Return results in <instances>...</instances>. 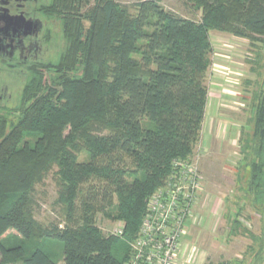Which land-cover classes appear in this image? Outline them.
Segmentation results:
<instances>
[{
    "label": "trees",
    "instance_id": "obj_1",
    "mask_svg": "<svg viewBox=\"0 0 264 264\" xmlns=\"http://www.w3.org/2000/svg\"><path fill=\"white\" fill-rule=\"evenodd\" d=\"M182 1L201 12L199 21L157 0L137 2L134 14L119 0H97L84 14L91 0H57L61 12L53 16L64 15H56L64 43L59 59L42 67L0 64V74L24 80L16 103L0 100V264L127 262L150 197L175 160L196 154L209 97L211 32L248 40L261 67L264 0ZM250 106L239 140L249 170L240 199L262 219L263 232L241 225L239 208L229 234L250 236L252 264H262L264 78ZM51 172L63 224L45 226L35 216V189ZM100 213L124 223V236L106 235L97 225ZM11 231L20 242L9 243Z\"/></svg>",
    "mask_w": 264,
    "mask_h": 264
},
{
    "label": "rangeland",
    "instance_id": "obj_2",
    "mask_svg": "<svg viewBox=\"0 0 264 264\" xmlns=\"http://www.w3.org/2000/svg\"><path fill=\"white\" fill-rule=\"evenodd\" d=\"M96 1L91 0L81 14L92 9ZM140 1L144 0H119L133 14L136 13L133 5ZM157 1L167 10L182 17L196 21L201 18L200 11L190 5L186 6L182 0ZM57 15L64 16L59 13ZM56 25L59 32L54 35L50 44L54 52L51 61L58 60L64 50L61 23ZM86 25L88 26V21ZM210 37L213 44V63L207 75L208 95H216L218 108L216 107L214 114L206 111L201 139L193 157L199 161L205 191L195 208L203 217V221L193 227L191 238L206 252V264H240L241 261L252 264L254 257L248 254L249 246L254 244L252 238L241 235L240 231L237 235L229 234L228 221L242 208L237 217L243 225L253 234L261 235L263 232L262 219L247 205L246 199H240V187L246 184L249 170L242 165L239 140L241 131L248 127L247 124L252 118L250 100L253 92L264 78V49L263 53H260L261 49L258 52L262 59L261 67H258L255 61L258 57L257 50L248 40L217 31H212ZM23 84L24 80L18 74L1 73L0 100H9L7 105L12 106L16 103V94L20 92ZM54 172L35 189V216L45 226L63 224L60 209L55 204L58 188ZM94 184L91 182L88 188ZM206 195H209V198L204 211L202 205L205 206ZM105 215H97V225L106 235H110L117 230L119 222H114ZM230 215L232 217H229ZM13 233L15 232L11 231L6 236L9 243L20 242L21 238ZM50 245L60 253L57 245ZM263 254L264 251L260 255ZM260 255L258 254V257ZM231 259L234 260L230 261ZM258 259H255V263Z\"/></svg>",
    "mask_w": 264,
    "mask_h": 264
},
{
    "label": "built area",
    "instance_id": "obj_3",
    "mask_svg": "<svg viewBox=\"0 0 264 264\" xmlns=\"http://www.w3.org/2000/svg\"><path fill=\"white\" fill-rule=\"evenodd\" d=\"M205 191L197 159L175 160L165 185L149 199L139 233L129 242L130 256L125 264H179L189 261L183 249L189 227L200 225L203 217L196 205ZM125 224L119 222L116 236H124ZM194 246L190 248L194 250Z\"/></svg>",
    "mask_w": 264,
    "mask_h": 264
},
{
    "label": "flooded vegetation",
    "instance_id": "obj_4",
    "mask_svg": "<svg viewBox=\"0 0 264 264\" xmlns=\"http://www.w3.org/2000/svg\"><path fill=\"white\" fill-rule=\"evenodd\" d=\"M57 0H0V64L13 69L42 67L61 21Z\"/></svg>",
    "mask_w": 264,
    "mask_h": 264
},
{
    "label": "crops",
    "instance_id": "obj_5",
    "mask_svg": "<svg viewBox=\"0 0 264 264\" xmlns=\"http://www.w3.org/2000/svg\"><path fill=\"white\" fill-rule=\"evenodd\" d=\"M217 97L216 95L213 96V95H210L208 97V104H207V112L209 113H215L217 108H218V105H217ZM217 107V108H216ZM208 198H209V195L205 197L204 201H205V206L202 205V208L203 210L205 211V207H207V202H208ZM207 205V206H206ZM230 217V216H229ZM241 225H243L244 223L239 220ZM229 222V227L228 229H230V221ZM244 226V225H243ZM263 230V229H262ZM191 231H193V227H189V233H188V236L187 238L183 241V249H185L186 247L189 248L188 249V255L187 257L189 258V261L186 263V261L184 259H180L179 261V264H206V252L203 251V249L201 247L198 246V244L196 242H194V240H192L191 238ZM256 235V234H255ZM259 236V235H257ZM194 246V250L191 251V254H190V248ZM234 259H231L230 261H233ZM242 262V261H241ZM240 262V264H241ZM226 264H230V262L226 263ZM239 264V263H237ZM243 264V262H242ZM264 264V261L263 263Z\"/></svg>",
    "mask_w": 264,
    "mask_h": 264
}]
</instances>
